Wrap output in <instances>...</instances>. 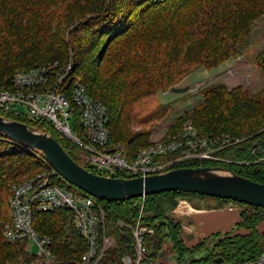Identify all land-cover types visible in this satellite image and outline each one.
Segmentation results:
<instances>
[{"label":"trees","instance_id":"trees-1","mask_svg":"<svg viewBox=\"0 0 264 264\" xmlns=\"http://www.w3.org/2000/svg\"><path fill=\"white\" fill-rule=\"evenodd\" d=\"M263 15L264 0H0V85L11 87L17 70L51 62L66 65L71 57V74L90 98L105 106L110 141L136 150L149 144L148 126L170 110L155 99L157 92L176 86L199 66L213 68L240 55ZM251 61L262 79L257 92L243 85L203 86L201 101L164 133L167 138L190 121L201 134H228L239 141L216 153L227 161H186L177 167H221L264 183V46ZM0 115L50 133L82 164V150L49 122L1 109ZM46 168L37 152L0 135V264H45L27 254L26 240L7 241L2 225L11 221V184ZM182 196L194 198L190 203L197 208L200 199L213 198L166 191L147 195L143 202L99 200L104 232L114 245L96 264H121L125 253H133L131 231L138 219L153 231L143 246L145 239L153 243L150 259L157 264H169L162 260L167 241L170 264H240L264 253V231L257 229L264 208L218 198L213 199L245 207L238 231L225 232L209 246L206 241L186 244L181 223L173 217ZM32 217L36 232L51 239L53 264H81L87 245L68 209L33 212Z\"/></svg>","mask_w":264,"mask_h":264},{"label":"built area","instance_id":"built-area-1","mask_svg":"<svg viewBox=\"0 0 264 264\" xmlns=\"http://www.w3.org/2000/svg\"><path fill=\"white\" fill-rule=\"evenodd\" d=\"M72 62L70 57L66 65L51 62L15 71L11 87L0 85V109L30 120L49 122L82 150L81 166L89 171L107 177H145L177 168L186 161H227L217 151L239 141L228 134H201L186 121L169 137L155 135L149 144L136 150L113 143L105 106L90 98L84 85L71 74ZM18 105L25 107L26 113L15 111ZM38 156L48 168L11 184L8 199L11 221L2 225L4 238L26 240L28 255L36 261L53 264L51 239L36 232L32 215L66 208L87 245L81 264H96L114 245L112 237L104 232L102 205L97 198L66 182L39 153ZM141 199L143 202L144 197ZM181 204L184 203H178L177 207ZM152 232L137 220L131 231L133 254L125 253L121 264H157L146 255L143 246V235ZM240 264H264V253Z\"/></svg>","mask_w":264,"mask_h":264},{"label":"water","instance_id":"water-1","mask_svg":"<svg viewBox=\"0 0 264 264\" xmlns=\"http://www.w3.org/2000/svg\"><path fill=\"white\" fill-rule=\"evenodd\" d=\"M187 89L188 86H173L169 91L179 93ZM0 135L38 152L66 182L98 200L124 201L166 191H183L264 208V183L221 167L183 166L145 177H107L87 170L50 133L24 122L0 115Z\"/></svg>","mask_w":264,"mask_h":264},{"label":"rangeland","instance_id":"rangeland-1","mask_svg":"<svg viewBox=\"0 0 264 264\" xmlns=\"http://www.w3.org/2000/svg\"><path fill=\"white\" fill-rule=\"evenodd\" d=\"M248 45L244 49V51L238 55L233 56L222 62L216 67L206 68L203 66H199L193 71L186 74L181 81L176 85L178 87L188 86V89L183 92H171L168 90L157 92L155 99L163 105H168L170 110L167 113V117H165L160 122L157 121L152 125L148 126L149 136L148 141L152 139L155 135L164 134L169 126L175 121L177 116H180L186 111L191 110L198 102L201 101V98L198 94V90L206 85L211 83H224L228 88L235 87L237 85H243L245 88L251 90L252 92H257L262 86V79L259 74L258 69L252 64L251 58L255 55L257 51H259L264 46V15L254 22V25L251 29ZM17 112L26 113V108L18 105L15 109ZM70 125L73 127V123L70 122ZM141 128L140 126L134 127L135 130ZM59 133V132H58ZM60 134V133H59ZM62 135V134H61ZM140 148V147H139ZM131 149V148H129ZM133 150V149H131ZM181 199H177L178 203H190L192 200L189 197H179ZM191 200V201H190ZM191 204V203H190ZM198 204L201 207L208 206H219V207H232L239 212L245 209L243 205L234 203V202H222L220 200H215L213 198H205L200 199ZM178 205V204H177ZM192 205V204H191ZM196 207V205H195ZM179 207H175L173 210V217L177 220H181L177 216ZM182 216V215H181ZM184 220V219H183ZM264 222V221H263ZM181 229L182 235L184 238V242L186 244H192L190 240H194L196 234L191 233L188 234L184 232L182 221ZM262 223V222H261ZM260 226L263 225V223ZM236 224H233L230 230L226 232H235L238 231ZM235 227V228H234ZM152 234V233H151ZM220 234V235H219ZM225 232H220L218 234H211L207 237H202L197 239L195 242L206 241L209 245H212L217 239H219ZM150 235V234H147ZM145 234L143 235V239ZM194 242V243H195ZM144 248L146 255L150 258V253L154 251L153 243L145 239ZM163 261L167 263L170 262V243L167 241L163 245ZM133 254V253H131Z\"/></svg>","mask_w":264,"mask_h":264},{"label":"crops","instance_id":"crops-1","mask_svg":"<svg viewBox=\"0 0 264 264\" xmlns=\"http://www.w3.org/2000/svg\"><path fill=\"white\" fill-rule=\"evenodd\" d=\"M178 209L179 214L177 216L179 215V218L182 217L180 221H182L184 232L196 234L194 240H190L191 242L217 232H226L239 220L238 211L232 207L207 205V207L197 208L190 203L184 202ZM263 221V225L260 226V222L257 226L259 231H264Z\"/></svg>","mask_w":264,"mask_h":264}]
</instances>
